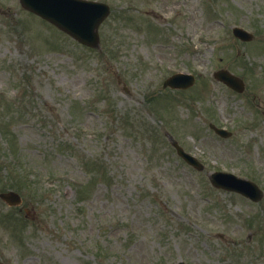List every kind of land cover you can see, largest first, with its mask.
Masks as SVG:
<instances>
[{"label":"rangeland","instance_id":"obj_1","mask_svg":"<svg viewBox=\"0 0 264 264\" xmlns=\"http://www.w3.org/2000/svg\"><path fill=\"white\" fill-rule=\"evenodd\" d=\"M101 1L111 13L93 51L0 0V192L22 199H0V264H264V199L208 178L226 169L264 190V0ZM232 24L254 38L226 36ZM173 68L195 88L165 90ZM218 69L244 91L215 82ZM25 172L40 197L12 185Z\"/></svg>","mask_w":264,"mask_h":264},{"label":"water","instance_id":"obj_2","mask_svg":"<svg viewBox=\"0 0 264 264\" xmlns=\"http://www.w3.org/2000/svg\"><path fill=\"white\" fill-rule=\"evenodd\" d=\"M20 2L26 9L31 10L46 19H50L53 22L57 24L60 23L62 25H76L75 22H77V20L86 19L85 16H87L88 14L87 8H79V6L69 0H62L59 5L46 4L45 0H20ZM86 22L87 23L85 24V27L87 28V25H89L90 21L87 20ZM63 28L67 29L64 26ZM72 29H74L75 31H81V34H77L78 36H84V34H86L85 32H87L83 31V28ZM235 33L242 39L246 38V36L243 35L241 32L236 31ZM83 40L85 42L91 41L88 38ZM222 78L224 79L225 77ZM225 79L231 82V80L227 78ZM222 186L224 188L243 193L253 200H257L259 197V193L256 190L251 189V187H249V184L246 185L240 181H236L233 179L231 180L230 178H227V180L224 182V184H222Z\"/></svg>","mask_w":264,"mask_h":264}]
</instances>
